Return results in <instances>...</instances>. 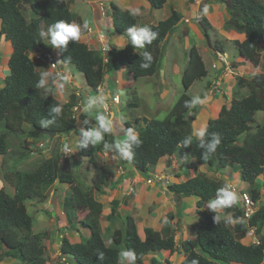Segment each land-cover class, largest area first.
<instances>
[{"label":"trees","instance_id":"1","mask_svg":"<svg viewBox=\"0 0 264 264\" xmlns=\"http://www.w3.org/2000/svg\"><path fill=\"white\" fill-rule=\"evenodd\" d=\"M217 1L225 6L228 13L225 28L244 35L242 40H233L239 56L243 61H256L264 52V0ZM148 2L152 8L160 9L167 0ZM188 2L193 3L194 0ZM25 3L32 14L29 19L21 10ZM108 9L116 34H124L129 27L137 26L138 17L130 15L129 9H122L113 1ZM181 18L182 14L173 10L156 24L142 25L151 27L159 35L151 45L145 44L144 49L139 51L132 48L130 42L124 48L112 45L108 51L102 52L100 49L87 47L83 42L70 41L67 51L58 49V56L62 62L74 65L83 74L87 85L95 91L103 83L105 76L117 66L124 67L133 78L151 76L158 71V62L153 55L154 46L165 42L168 35H172ZM57 20L74 22L69 0H0V36L10 42L12 50L6 60L8 74L0 87V156L9 154V135L19 137L28 134V130L22 127L23 123L31 126L30 133L39 134L43 130L39 121L41 118L51 119L50 108L57 104L63 107L62 115L48 130L55 131L54 137L73 131L79 137V142L81 130L76 127L72 117V98L61 104L52 92L46 93L44 89L36 88L43 71L35 67L32 56L44 54L51 47L41 38L40 25L43 23L48 28ZM197 25L204 32L210 47L216 52L225 53L221 43L211 42L209 32L214 28L202 13L197 17ZM143 51H150L153 55L152 65L146 70L140 68ZM222 70L223 67L216 69L217 75ZM207 74L208 69L202 55L192 45L181 77L184 91L163 119H147L145 127L138 128L136 125L141 118L136 117L134 125L126 121V128L136 127L143 143L134 149L135 156L131 164L115 159L120 166L131 168L132 172L153 169L166 156L181 158L186 155L190 157L188 166L195 171L199 170V166L218 173L229 167L234 168L239 171L241 180L248 185L243 192L249 194L253 201H258L261 199V191L256 184L258 178L264 175V121H257L255 115L264 110V69L253 75L239 76L236 87L246 88L247 93L241 97L229 96L226 99L228 105L222 104L217 116L208 118L206 124L209 133H218L221 145L213 156L204 160V149L197 147L192 133V123L196 121L201 105L189 109L184 104L192 99L186 91L195 80ZM212 84L207 83L209 87ZM223 94L226 95L224 92ZM79 116L85 130L95 122L86 114L80 113ZM188 135L193 136L192 145L179 147L180 141ZM208 139L210 136L205 137V142ZM105 140L112 143L116 139L112 134H106ZM78 142L77 154L87 158L93 170L90 183L86 185L77 181L70 160L62 157L58 139L49 156L39 157L29 168L10 170L4 166V176L13 188V194L6 192L4 187L0 188V264L6 258L16 260L13 264H53L45 254L44 240L47 233L32 231L33 216L28 213L26 202H43L47 196L44 189L55 182L71 186V194L66 196L65 204L85 212L78 223L89 231V235H81L78 242H70L67 237L62 236L59 251L64 261L56 264H119L121 248L135 250L136 264H144L146 257L163 251L170 254L175 251L181 253L183 259L180 264H191L193 258L199 264H264V200L260 201L257 210L245 220L240 206L226 209V213L239 219L235 224L226 225L221 222L217 225L213 214L205 209V205L209 199L214 198L216 189L225 181L208 176L202 171H197L182 181L166 184L165 189L174 196L179 210L176 214L171 211L166 213L160 230L143 227L141 237L133 216L126 213L121 218L118 215L121 204L118 199L110 201V210L105 216L108 223L102 229L103 203L96 198L95 193L104 194L105 188L110 184L111 173L98 155V152L105 150L102 144L80 148ZM10 157L17 160L22 154L12 152ZM189 196L199 198L194 208L198 220L194 228L195 238H180L177 243L171 222L175 215L178 221L182 218L181 201ZM116 218H121L122 226L115 221ZM250 229H253L259 243L242 241L246 240V233ZM79 230L76 228L77 233ZM108 240L112 241L111 245ZM100 252H104V260L99 259ZM66 258L71 263L66 262ZM150 263L158 264V261L152 256Z\"/></svg>","mask_w":264,"mask_h":264},{"label":"rangeland","instance_id":"2","mask_svg":"<svg viewBox=\"0 0 264 264\" xmlns=\"http://www.w3.org/2000/svg\"><path fill=\"white\" fill-rule=\"evenodd\" d=\"M97 1L73 0V2L70 4V9L74 13V22H77V18L80 16L82 21V27L83 22L85 20H88L90 23H93L95 18L94 15L97 13ZM185 1L168 0L162 8L154 10V12L150 13L152 15L148 13V16L145 17V20H151L152 22H155L156 19L165 18L173 10H176L182 14L183 18H181L176 30L172 33L173 36L170 39V44L165 43L163 45L162 43H159L153 48V55L155 56L158 62V71L156 74H153L151 76L133 78L132 75H130L126 71L125 68H122V70H118L119 66H117L115 70H113L112 72L110 71L107 74V78L106 76L104 78L105 83L101 87H103L106 91H110L112 95H119L120 97L119 103H109V111L116 112L118 115L120 113H123L125 117V129V122L130 121V123L134 125L136 117L141 118V120H139L136 125L137 128L145 127V121L147 119L158 120L163 119L165 117L171 106L184 91L181 82V77L182 72L185 66L187 65L188 52L192 45H195L197 47L208 69V74L201 79L195 80L191 87L186 91V93L192 98L195 96H200L201 99H205V103L201 105V109L199 110L196 121L192 124V133L194 136L195 131L199 127L206 124L205 122L209 117H215L218 114L221 105L227 103L226 99L228 100L229 96L241 97L247 93L246 88L236 87V79L239 76L253 75L255 73L260 72V70L264 69V52H262L261 56L256 61L240 62L241 58L239 57L237 48L235 47L232 40L242 39V36L232 37L230 34H226L225 32H228L226 28L224 32H221L216 29V27H213L214 30L209 32L211 42L214 43L215 41H217L221 43L223 49L226 51L224 54H215L216 51H213L211 49L204 32L197 25L198 15L200 13L204 15L203 5L201 6L202 2L200 4V7L198 8L196 17H194L195 14L193 15L192 11L196 9L197 6L192 5L194 6V8H191L189 2ZM207 1L208 0H204L203 2L206 3ZM215 4L217 3L215 2ZM102 7L104 10L103 12L106 13V10L108 12V8H106L105 4H103ZM190 8L192 10H190ZM21 10L23 15L26 16L28 19L29 16H32L27 3L22 4ZM184 18L187 19L184 20ZM186 20H190L191 24L187 26ZM144 22L149 21H142V19H140L137 27L146 24ZM212 26H214L213 23ZM95 28L96 27L91 26V29ZM45 29L46 26L42 23L41 31L45 32ZM124 35L127 39V33H125ZM225 38L228 39L226 40ZM11 51L12 50L10 43L8 41H5L4 38L0 36V87L3 85L4 77L8 74L6 60L8 57L7 55H9ZM52 54L55 60L59 63V67H61L63 63L59 59L58 48H53ZM45 57L47 58V56ZM46 58L44 61H48ZM37 62L38 61L34 59L35 67L38 70H41V68H39V65L36 66ZM214 65H216V67ZM47 66L49 67L48 62ZM222 67L223 70L220 72V74L217 75L216 68ZM63 71L64 74H59L58 77L69 76L67 84H69V86L76 90L77 95L81 96V98H76L77 101L82 100L81 102H79V105L76 104V110H78L79 115L80 113L86 114L95 121L92 127L97 126V122L95 119L96 110H94L92 114L86 113L83 110L84 99L90 95H95L97 91L91 89L87 85L83 74L77 71L74 65L64 63ZM49 73L51 75L48 79V87L50 89L49 91L53 92L55 89V86L53 84V80H55L53 76L54 73ZM56 82L59 83L58 80ZM207 83L213 84L209 87ZM223 92L226 93V95L223 94ZM66 95L67 93L62 92V94L57 93L54 96H57L59 102H63ZM74 109L75 108H73L72 111ZM99 111H104V109H99ZM79 115H77L76 117L75 125L78 129L82 130V120L80 119ZM255 119L259 122L264 121V110L258 111L255 115ZM22 127L28 130V134H23L19 137L13 134L9 135L7 137L9 143V154H7V156L5 157L0 156V188L4 187L6 192H8L9 194H13V188L9 185L8 180L4 176L5 165L10 170L12 168L27 169L31 166V164L36 163L39 157L49 156L50 151L53 148V145L57 141V139L60 143V151L62 153V157H66L70 160L77 181L83 183L84 185L90 183L93 171L88 160L78 155L77 152H75V144L77 142L78 137L73 131L72 133H67L64 136L62 135L60 137H54L51 140V143L48 144L45 141L48 140L47 138H45V135H42L40 133H30L31 126L26 123H23ZM124 128L121 126V122L119 121V119H116L114 120V131L111 134L115 137V139L122 140L125 137ZM65 141L67 142L68 148L72 152H69V155L67 156H63V147L65 145L63 144V142ZM40 143H43V145L41 146ZM12 152L15 154L21 153L22 157H19L17 160H15L14 158L10 157V154ZM98 155L104 160L106 167L111 173V181L109 186L107 187L108 194L95 193L96 198L103 203L101 227L102 229H104L108 223L105 219V216L109 212L110 200L113 198L119 199L120 197V188L117 187L115 183L118 182L122 184V178H129L128 176H131L132 174H134V172H132L131 168L129 167L124 168L120 166L117 160L112 157V153L100 151L98 152ZM171 158L177 162L176 167L172 166L170 162ZM189 163L190 157L188 155H186L185 157L176 158V160L175 157L173 158L166 156L161 158L153 169L137 173L141 177H143L144 185H146L145 180L147 178L152 177L151 175H158L159 178H157V181L154 182V179L152 178V182H154L153 185L155 187L160 186L158 182L164 183L166 185L167 182L171 183L182 181V179L184 178L193 176L197 171L205 172L206 175L211 176L215 179H221L224 181L226 179L230 180L236 185V188L240 189V195L241 192H243V190L245 191L248 186L241 180L239 171L234 168L229 167L226 171H224V173H218L215 171H207L204 166H200L199 170L194 171V169L188 166ZM161 175H164V177ZM263 183L264 175H261L257 180L256 186H260L261 189H264ZM140 189L144 190V188H141V183L136 187V192H139ZM44 192L47 196L43 202H38L35 200L26 202L27 211L33 216L32 231H45L47 233V236L44 240L45 254L47 256V259L53 264L62 263L64 261V258L61 257L59 251L61 237H67L70 242H78L80 241L82 236L87 237L89 235V231L85 228H82L78 223L81 218L78 214V210L72 207L70 204H65L66 196H69L71 194V186L69 184L55 182L48 188H45ZM146 198L141 199V197H139L138 200L142 201V203L137 202V205H131L128 200L126 201L124 199L126 203H121L119 205L118 215L123 218L124 215L128 213L127 211H129L135 214V216L138 217V220L140 221L141 215L140 212H138L137 208L139 207L140 211H144L145 214L147 213L145 210L147 207V203H145ZM195 198V196L183 198L181 201L180 210L182 218L178 221V217L177 215H175L174 219L171 222V226L174 229L175 240L177 243L179 242L180 238L183 239L184 237H194V224H191L190 226H187L185 228L187 224L184 223L192 222L193 220L198 223L196 214L195 212H193L197 200H195ZM261 200H264V191L261 193ZM177 205V203H174V209L173 211H171L174 214H176V211L179 210ZM124 207L126 210L124 209ZM121 218H116L115 220L118 224H120V226H122ZM76 228L80 229L79 233L76 232ZM139 233H142L140 231V228ZM256 237L257 236L253 234L252 237H247L246 240L243 239L242 241L249 243L253 241H251V238L255 239ZM121 250L124 249L121 248ZM165 252L167 253V251ZM159 254L160 253H156L155 257L158 258ZM177 256L179 255L177 254ZM159 258L164 257L163 255H161V257ZM169 258L171 260L172 256H170ZM65 261L71 263V260L68 258H66ZM14 262H16V260L6 258L1 262V264H13ZM145 262L146 261H144V264Z\"/></svg>","mask_w":264,"mask_h":264},{"label":"clouds","instance_id":"3","mask_svg":"<svg viewBox=\"0 0 264 264\" xmlns=\"http://www.w3.org/2000/svg\"><path fill=\"white\" fill-rule=\"evenodd\" d=\"M109 2H111V1H109ZM107 6H108L107 8H109L110 4ZM207 11H208V9L205 8L204 12L207 13ZM130 15H132V16L141 15L140 9L139 8L131 9ZM109 26H110V28H109ZM109 26L100 28L99 34L102 38H105V37L108 38L109 33L114 32L111 21L109 23ZM88 27H89V23L87 20H85L83 22V28L87 29ZM87 30L89 32H91L90 28ZM227 30H231V29H227ZM126 33H127V39H126L127 41L124 45L121 46V48H124L125 46H127V42H130L132 48H135L138 50L144 49L145 44L151 45L152 42L154 40H156L158 35H159L157 31H154L151 27H149L147 25L140 26V27L133 25L127 29ZM124 34H119V35H121L122 37H125ZM238 34H240V33H238ZM40 36L42 39H45L53 48H58L61 51H67L68 50V44L70 41L75 43L81 39L82 29H81V25L78 23L67 22L65 20H57L55 23L51 24L48 27L46 32L42 31L40 33ZM225 39L227 40L228 38H225ZM233 40H235V39H233ZM238 40H240V39H238ZM112 45H114V44H109L107 42L100 47V50L102 52L108 51ZM90 48H93V47H90ZM211 49L214 51L213 48H211ZM215 54H224V53L216 52ZM42 55H44V54H34L32 56V58L35 56H38V57H35L34 59L41 58ZM51 56H52L51 54L50 55L48 54L47 59L49 60V58ZM142 57H143V62L140 64V68L146 70L149 67H151V65H152L153 55L150 51H143ZM240 58H241L240 62H247V61H243L242 57H240ZM34 59H33V61H34ZM50 64H55L54 66L50 65V67H53L56 70H58L57 69V63L55 61H50ZM214 66L216 67V65H214ZM216 69H220V68H216ZM58 73L60 74V71H58ZM50 75L51 74L47 70L42 72L40 74V78L36 84V88L37 89H44L45 92L47 93L50 90L48 87V79H49ZM59 79L62 82L58 84V88L62 91L64 86H65V83L68 82L69 78L67 76H60ZM102 84L99 86L95 95H90V96L86 97L83 101L84 112L92 114L93 111L96 110L95 111V119L97 122V126L87 128V130H85V129L81 130L80 139L78 142V147L86 149L90 145L92 147H95L97 145L102 144L105 152L106 153H112L113 158H118L120 160L126 161L128 164H131L133 159H134V156H135L134 149L139 148L141 146V144L143 143V141L140 138V134L134 128H130V127L126 128V129L124 128L125 117H124L123 113H120L118 115L116 112L107 111V109L109 108V103L113 102L112 100L115 101L113 103H119L120 97H119V95H112V93L110 91H106L103 87H101ZM204 103H205V99H201L200 96H195L190 101H185L184 106L186 108L191 109V108L196 107L197 105H202ZM76 107H77V105H75L73 107V108H75L74 109L75 111L74 110L72 111V115L75 116L74 117L75 122H76L77 115H79V112H78V110H76ZM99 109H104V111H99ZM62 112H63V107L61 105L57 104L55 106H52L50 108V111H49V115L51 116V119L41 118V120L39 121V126L43 129L51 128L53 125L56 124L57 120L61 117ZM116 119H119V121L121 122V126L124 128L125 137L122 140L116 139L114 142L109 143L108 141L105 140V135L113 133V131H114V120H116ZM85 123H88V122L85 121ZM38 133H40V132H38ZM42 135H44V134H42ZM64 135H66V134H63V136ZM54 136H55V134L52 137L45 135V138L48 139L45 141L48 144H50L51 140ZM206 136H210V139H208L207 142H205ZM195 139L197 141V147H199L200 149H204V151H203V159L204 160H207L211 156H213L216 153L218 147L221 145L220 135L218 133H215V132L209 133L207 124H204L203 126L199 127L195 131ZM192 142H193V136L188 135L180 141L179 147H189L192 145ZM63 144H65L63 147V151H64L63 156H67V155H69V152H71V150L68 148L66 141L63 142ZM40 145L42 146L43 143H40ZM75 152H77L76 147H75ZM168 157H173V156H168ZM63 158H66V157H63ZM151 176L152 177L147 178V180H146L147 183H151L153 179H154L153 181H157V178H159L158 175H155V174H153ZM161 176L164 177V175H161ZM189 177H191V176H189ZM187 178H185V179H187ZM148 180H151V182H148ZM182 180H184V179H182ZM263 186H264V183H263ZM239 190L240 189L236 188V185L234 183H232L230 180H227V179L225 180V182L223 183V185L221 187L216 189L214 198L209 199L207 202V205H206V209H208L213 214L214 223H216L217 225L220 224L221 222H223L226 225L235 224L239 218L233 217L230 213H226L225 210L226 209H232L237 205L242 208L243 213H244L245 207L242 206L243 194H247V193L241 192V195H240ZM260 191L262 193L264 191V189H261V187H260ZM247 195L249 196V194H247ZM195 199L198 200L199 198L197 197ZM260 201H261V199L258 201H253L254 204H256L255 211L259 207ZM109 207H110V205H109ZM109 210H110V208H109ZM78 211H82V210H78ZM249 217H247V218H249ZM243 218H244V216H243ZM247 218H244V220ZM253 234H254L253 229H250L246 233L245 239H247V237H250V236L252 237ZM140 236L142 237V233L140 234ZM251 241L259 243V241H257V237L255 239L251 238ZM111 243H112V241L108 240V244L111 245ZM163 252H165V251H163ZM152 256L155 257V254L146 257L144 261H147V260L150 261V258ZM104 258H105L104 252H100L99 253V259L104 260ZM147 258H149V259H147ZM136 261H137V253L135 252L134 249H124V250L120 251V253H119V264H126V262H127V264H136ZM165 261H168V259H165ZM191 264H199V261L197 259L193 258L191 260Z\"/></svg>","mask_w":264,"mask_h":264},{"label":"crops","instance_id":"4","mask_svg":"<svg viewBox=\"0 0 264 264\" xmlns=\"http://www.w3.org/2000/svg\"><path fill=\"white\" fill-rule=\"evenodd\" d=\"M69 1H70V4L73 2V0H69ZM107 1L108 2L109 1H113L114 3H116V5H118L122 9L131 10L133 8H139L140 12H141V15L137 16L138 17V23H139L140 19H142V21H149V22H144L146 24H156L159 20L163 19V18H158V19L155 20V22H152L151 20H145L146 19L145 17L148 16V13L150 14V13L154 12V10H156V9H153L151 7V4L148 2V0H98L97 1V3H98V5H97V13L94 15L95 16L94 22L90 23L87 20L88 23H89V27L87 29H89V28L91 29V26L96 27L95 29H91V32H89L87 29H84L82 27V21H81V17L80 16L77 18V22H75V23L80 24L81 25V29H82V37H81V39L79 41L80 42H84L88 47H92L93 46V48H95V49H100V47L103 44L107 43V42L109 44H114L116 46H122L127 41L126 37H122L121 35L116 34L115 32H113V33L110 32L108 38L107 37L102 38L100 36V34H99L100 28L109 26V23L111 21V17L109 16L110 15L109 14V10H108V12L106 10V13L103 12L104 10H103L102 5L105 4L106 8H107L108 7L107 4H106ZM182 1H185V0H182ZM187 1L188 0H186L185 2H187ZM203 1L204 0H195V2L189 3L191 5L190 6L191 8H194V6H197V8L192 11V14L193 15L195 14L194 17H196L198 8L200 7V4L202 2L201 6L203 5V13H204V15L209 19V21H211L214 24L213 27H216V29H218L219 31L224 32L225 31V27H223L224 26V21L228 17V13H227V11L225 9V6L220 4L217 0H215V1L214 0H208L206 3L203 2ZM215 2L217 4H215ZM192 5H194V6H192ZM191 8H190V10H192ZM205 8L208 9L207 13L204 12ZM201 10H202V8H201ZM150 15H152V14H150ZM185 19H187V18H184V20ZM187 21H188V24H187ZM216 21H218V22H216ZM189 24H191V21L190 20H186V25L188 26ZM109 28H110V26H109ZM46 31H47V28L45 29V32ZM227 31L228 32H225V33L226 34H230L232 37H235V36L241 37L242 36L241 37L242 39L244 37V35L238 34L234 30H227ZM172 36L173 35H170L166 39V41L164 43L162 42V44L163 45L165 43H169L170 44V39H171ZM242 39H240V40H242ZM52 49H53V47L51 46V48L46 53H44V55H42L41 58H36L35 59L36 61H38L36 63V66L39 65V68H41L42 71L47 70L48 72H53L54 73L53 76H54L55 80H53V84L55 86V89L52 92V94L53 95H55L57 93L62 94V92L63 93H67V95L65 96L63 102H60L61 104H64V103L68 102L70 100V98H72V100L74 101L73 102L74 103L73 107L76 104L79 105L80 104L79 102H81L82 100L77 101L76 98H81V96L77 95V92H76V90L74 88L69 86V84H67V83H65V86H64L62 91L58 88V84L62 82L59 79V77H58V75H59L58 71H60V75L64 74V71H63L64 70V63L62 62L63 65L61 67H59V65H58L59 63L55 60V58H54V56L52 54ZM48 54L52 55L49 58V60L45 57ZM35 57H37V56H35ZM35 57H33V59ZM44 57L48 61H44L45 60ZM50 61H55L57 63V69L58 70H56L53 67H50ZM47 62H48L49 67L47 66ZM122 68H124V67H118V70H122ZM107 77L108 76L106 75V78ZM57 80H58L59 83L56 82ZM104 83H105V80L103 81L102 85H104ZM55 97L57 98V96H55ZM206 122H207V120H206ZM69 133H72V132H69ZM77 142H78V139H77ZM77 142L75 144V147L77 145ZM173 158H174V156H173ZM175 160H176V158H175ZM170 162H171L172 166L176 167L177 162L174 161V159L171 158ZM128 177L129 178H126V177L122 178V184H120L118 182L115 183V185L120 188L119 189L120 190V197H119L118 200H120L122 204L126 203L125 200L126 201L128 200L131 205H137L138 204L137 202L142 203V201L138 200L139 197H141V199H144V198L147 197L146 198V202H145V203H147V207L145 209L146 212H147L146 214H145L144 211H140L139 207L137 206L138 207L137 208L138 212H140V215H141L140 221L138 220V217L135 216V214H133V213H131L129 211H127V212L131 216L134 217V219H135V221L137 223L138 232H139V228H140V231L142 232L143 227H152L155 230H160L162 225H163L164 219H165V213L169 212V211H173V209H174V203L175 202H174L173 195L166 191V189H165L166 185L164 183L158 182L160 186L155 187L153 185L155 181L151 182V183H147V181H146L147 179H146L145 180L146 185H144L143 184V182H144L143 177H141L137 173V171H135L134 174H132L131 176H128ZM110 181H111V178H110ZM140 183H141V188H144V190L140 189L139 192H136V187ZM105 193L108 194L107 187L105 188ZM159 208H161V209H159ZM124 209H125V207H124ZM205 209H206V207H205ZM78 214H79L80 217H82V216H84L85 212L84 211H78ZM196 217H197V215H196ZM139 224H140V227H139ZM184 224H187L185 226V228L187 226H190L191 224H194V228H195V226H196L195 224H197V222L195 220H193L192 222H187V223H184ZM193 233H194V229H193ZM193 238H195V236ZM183 239H186V237H184ZM177 254L179 256H177ZM161 255H163L164 258H159V257H161ZM170 256H172L171 260L169 258ZM159 257L156 258L157 261H158V264H163V263L164 264H180V262L183 259V255L178 253L177 251H175L172 254H170L169 252H167V253L166 252H162L161 254H159ZM149 258H147V259H149ZM165 259H168V261H165ZM145 264H150V261L147 260L145 262Z\"/></svg>","mask_w":264,"mask_h":264},{"label":"built area","instance_id":"5","mask_svg":"<svg viewBox=\"0 0 264 264\" xmlns=\"http://www.w3.org/2000/svg\"><path fill=\"white\" fill-rule=\"evenodd\" d=\"M54 65L55 64H52V66ZM112 101L115 102L114 100ZM107 111H109V108L107 109ZM72 117H75V116L73 115ZM148 182H151V180H148ZM242 206L245 207L244 213H243L244 218L249 217L256 209V204H254V202L251 200V198L247 194H243Z\"/></svg>","mask_w":264,"mask_h":264},{"label":"water","instance_id":"6","mask_svg":"<svg viewBox=\"0 0 264 264\" xmlns=\"http://www.w3.org/2000/svg\"><path fill=\"white\" fill-rule=\"evenodd\" d=\"M106 4L109 5L110 2L107 1ZM169 36H170V35H168V37H169ZM39 132H40L41 134L48 135V136H50V137H52V136L55 134V131H54V130H48V129H43V130H40Z\"/></svg>","mask_w":264,"mask_h":264}]
</instances>
